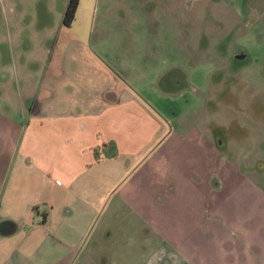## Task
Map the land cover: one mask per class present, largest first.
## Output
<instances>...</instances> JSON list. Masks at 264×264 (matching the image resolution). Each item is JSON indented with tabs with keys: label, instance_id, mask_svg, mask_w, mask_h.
<instances>
[{
	"label": "rangeland",
	"instance_id": "rangeland-1",
	"mask_svg": "<svg viewBox=\"0 0 264 264\" xmlns=\"http://www.w3.org/2000/svg\"><path fill=\"white\" fill-rule=\"evenodd\" d=\"M213 1L192 0L188 11L184 0H80L71 30L68 0H0V81L17 91V77L38 71L34 37L58 49L92 44L167 127L153 147L160 173L144 154L140 192L96 211L69 264H182L163 259L173 249L191 264H264V33L222 18ZM200 140V169L186 170Z\"/></svg>",
	"mask_w": 264,
	"mask_h": 264
},
{
	"label": "crops",
	"instance_id": "crops-1",
	"mask_svg": "<svg viewBox=\"0 0 264 264\" xmlns=\"http://www.w3.org/2000/svg\"><path fill=\"white\" fill-rule=\"evenodd\" d=\"M213 2L222 18L243 19L264 33V0ZM184 4L192 10V0ZM34 38L38 71L17 77V91L0 81V99L11 104L0 125V264H69L84 249L96 211L123 191L140 192L144 154L146 168L160 173L153 147L167 127L92 44L72 40L58 49ZM196 146L186 170L200 169L202 141ZM128 170L134 172L124 184ZM207 188L220 185L214 180ZM146 207L151 211V203ZM170 251L163 259L173 254L191 264L187 250Z\"/></svg>",
	"mask_w": 264,
	"mask_h": 264
},
{
	"label": "trees",
	"instance_id": "trees-1",
	"mask_svg": "<svg viewBox=\"0 0 264 264\" xmlns=\"http://www.w3.org/2000/svg\"><path fill=\"white\" fill-rule=\"evenodd\" d=\"M79 5H80V0H68L67 6L64 12V16H63V25H65L66 27L72 26L73 22L75 21L76 13H77ZM108 155L109 157H115L117 155V151L115 155H112V154L111 155L108 154Z\"/></svg>",
	"mask_w": 264,
	"mask_h": 264
},
{
	"label": "flooded vegetation",
	"instance_id": "flooded-vegetation-1",
	"mask_svg": "<svg viewBox=\"0 0 264 264\" xmlns=\"http://www.w3.org/2000/svg\"><path fill=\"white\" fill-rule=\"evenodd\" d=\"M239 59V58H238Z\"/></svg>",
	"mask_w": 264,
	"mask_h": 264
}]
</instances>
